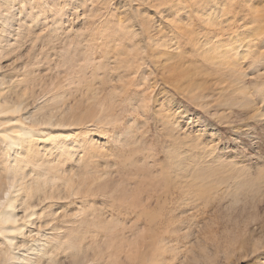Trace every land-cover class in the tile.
I'll return each mask as SVG.
<instances>
[{"label":"bare ground","instance_id":"6f19581e","mask_svg":"<svg viewBox=\"0 0 264 264\" xmlns=\"http://www.w3.org/2000/svg\"><path fill=\"white\" fill-rule=\"evenodd\" d=\"M58 2L0 0V60L27 41L40 47L0 73V264H218L213 218L228 221L263 173L234 158L235 134L252 132L261 156L263 109L236 108L242 118L234 106L248 105L246 76L264 65V0ZM74 14L82 25L72 34L62 23ZM108 66L120 86L103 93L92 80L107 79ZM40 67L47 78L35 90ZM251 84L264 96L263 80ZM90 89L88 102L63 101ZM152 131L163 157L143 148ZM117 208L136 219L125 227Z\"/></svg>","mask_w":264,"mask_h":264},{"label":"rangeland","instance_id":"374dc122","mask_svg":"<svg viewBox=\"0 0 264 264\" xmlns=\"http://www.w3.org/2000/svg\"><path fill=\"white\" fill-rule=\"evenodd\" d=\"M58 1H59L58 4L60 6H62L63 4H61V3L64 0L63 1L58 0ZM237 5H239V4H237ZM108 11L111 12V14H112L111 17H112V20L113 21H116L119 18V12H118V10L115 11V10L108 9ZM109 12H107V16L110 15ZM81 13H82V8H80V11L78 12V14L80 15ZM97 15L99 16V14H97ZM97 15H94V17L95 18H100L101 15L99 17H96ZM107 16L106 17L101 16V17H104V19L102 18V20H106L107 19ZM69 18L71 19V21H70ZM69 18H68L69 22L66 23V22L63 21L62 26H67L68 24L72 25V28L73 29L71 30V33L74 34L76 28H79V26L82 25L81 16L76 17V15L74 14V15H71ZM77 19H80V20H77ZM89 19L90 20H87L88 22H90L92 20L91 18H89ZM64 24H66V25H64ZM67 27H69V26H67ZM108 27H109L111 33H113L112 34L113 37H115L113 25L108 26ZM31 30H32V32H34V34H38L39 33V28L31 29ZM202 32H200V34H202V36L201 37H198V38L202 39V37H203V39H205V36H206V38H209L210 37L209 38V40H210L211 37H212L211 41L214 40L213 42H216L217 39L215 40L214 35H213L214 33L209 34V33H205L204 31H202ZM231 35H235V34L234 33H231L229 36H231ZM224 36H226V34L223 35V36H221L220 39L224 40V38H225ZM227 37L228 36H226V38ZM102 39H103V41L105 40L104 38H102ZM222 40H220V41H222ZM37 41H43V40H37ZM210 43H212V42H210ZM35 44L33 45V43H32V45H31L30 41H27L26 43L19 44L15 48H13L12 50H9L5 54V57L0 60V66H2V68L0 70V73H2V74H11V72H13L14 70H17L19 68H22V66H23L22 62L23 63H26L27 61L28 62H31L33 60L32 59V56L35 55V53H37L36 55H39L40 54V52H39V48L40 47L38 45L35 46ZM111 47H112V50H115V51H112V53L113 52H116L117 45H112ZM36 49H37V51H35ZM30 51H31V53H30ZM32 52H34V53H32ZM132 52H134V51L132 50ZM30 59H31V61H29ZM242 64H243V67L244 68L247 67L246 61L243 60L242 61ZM108 65L112 66L113 64L112 63H109ZM33 67H35V65H33ZM40 69H42V70H36L33 73L34 74L33 77H35L36 80H39V81H36L32 85L35 90H38L42 86L43 82L45 81V78H47V76H46L47 75V72L44 69V67L43 68L40 67ZM258 69H259L258 72H256V75H254L253 77H251L250 75L249 76H246V79L248 77L251 78V79L248 78L247 79L248 81L246 82L247 85H248V89H250L248 92H251L249 94L247 93L248 95H250V97L248 95H246V99H247V97H248L249 100L251 98H253V99H251L252 102H251V100L249 101L247 99L248 100V105L244 106L245 108L244 107H241V106L238 107L237 104L234 106V110H235L237 116L240 115L238 113L239 111H241L243 109L245 110L247 108L248 109L246 111L243 110V112H249V114H250L251 113L250 110L253 107L254 108L255 107L256 108H260L261 110L263 109L262 111L264 113V100H263L264 96H260L261 98H259L258 97L259 95L256 94V93H258V91L255 90L256 93L254 92L255 95H253L254 93L251 90V89H253V86L251 84L253 81L258 80V79L264 81V65L263 64H260L258 66ZM112 71L113 70H111L109 68V66H108V76H107V79H105L104 81H101L100 79H97V78L93 79L92 82L93 81L94 82L92 83V88L94 89L96 86H100L101 89H102V92L103 93H106L111 88H114L115 87V84H116V87L117 88L116 87L115 88L116 89H119L120 82L118 81L117 77L114 75V73ZM245 71H247V68L245 69ZM249 85H251V88L249 87ZM93 89H90L89 91L85 92L83 96H81L80 93L73 91V93L71 92V94H67L66 96H64L63 101L65 103H67V104L68 103L71 104V103H73V101L76 98L75 101H78L79 99H82V101L88 102V101L91 100V97L93 96V92H94ZM253 91H254V89H253ZM118 92H119V90H118ZM251 94H252V96H251ZM255 96H256V98H254ZM85 99H87V100L85 101ZM255 99L258 100V102ZM69 100H71V101L69 102ZM254 101H256V102H254ZM250 103L251 104L254 103V105L253 104L251 105ZM249 106H251V107H249ZM236 108L237 109L238 108H241V109H239L238 112H237V109ZM254 108L252 109L253 111L256 110ZM255 122L256 123L258 122L259 123L258 125H260V123H262V125H260V127L262 126L261 129L264 128V118H261L260 120L255 121ZM258 129L261 130L260 128H257V131H259ZM262 130H261V132L259 131L260 132V135H261L259 137V141L260 140L262 141L260 143V145H259V148L262 149V150H260L258 148V151H260L261 156H258V154L255 155L257 153L256 152V149L257 148L255 147V145L253 146V144H251L252 143V138L250 136H253L252 135L253 132L250 133V136L248 138L245 137L244 135L241 136V134H239V135L235 134L236 135V137H235V140L236 141L234 143H235V149H236L235 152H236V154H235V157L234 158H235L236 164L239 165V166L245 167L249 172H252L251 173L252 176L253 175L255 176L257 174L258 170H260V169L263 170V173L262 174L260 173V178L258 180L259 182L257 181L256 184H249L250 185L249 186V189L247 188L248 189V192H246L247 193V200L244 201V202L242 201L243 203H246V206H242V204H243L242 202H237L238 204L235 203L236 206L234 207V210H232L231 217H230V219L228 218V221H229V223L232 226L228 223V221H226V219H227L226 217L227 216H225L223 212H220V216H219V212H218V214H216V216L213 218V219H216L217 224H218L217 226L219 227V230H220V231L218 230V234L219 235L217 234L216 236H213V239L215 240V243H216V246L214 247V252L217 253L218 262H216V263H218V264H264V223L261 226L257 222V221H259V218L262 215L261 207L264 205V168H262V167H264V137H263L264 136V129H262ZM152 133H154V132L152 131L150 134L148 132L149 135L146 134L147 136H145V138H144V143H142V145H144L143 148H147V147L150 148L152 146L153 149L150 148L151 151L153 150L152 151L153 153L158 154L159 156L161 155L160 157H163L162 156L163 153L161 151H159V141H158V138H156V136L153 135ZM138 134L141 135V133H138ZM142 134H143V137H144V132ZM238 136L239 137H242V138H239ZM93 137H94V139L97 142H103L105 140L102 136H98V135H95V134H94ZM241 139H244V140H241ZM248 139H249V141H248ZM242 146H243L244 149H246V148L248 149V151H245L246 153L242 149ZM247 152H250V153H247ZM251 153H253V154H251ZM241 154H243L245 157L243 155H241ZM247 155H250V156H247ZM123 158L124 157H121V159L119 158L118 160L121 161ZM259 184L262 185V186L260 187ZM249 195H251V196L249 197ZM113 212H114V216L118 217L120 220L121 219L124 220V221L123 220L122 221L125 222V225H124L125 227H128L130 220L136 219V217H135L136 215H134L135 214L134 211H128V212H126V210H124L123 208H117ZM17 214H18V218H19V214L20 213H17ZM126 214H128V215H126ZM212 217L213 216H211V218ZM21 221H22L21 218H19L18 219V223L21 222ZM209 221H210V219H209ZM209 221L207 222V224L210 223L209 224L210 226L208 225L209 228L207 227V224L206 223L203 225V230L202 231L204 233L202 235H206V233L209 234V235H206L205 237H208V236L210 237L211 236L210 233H208V232H210L208 230H211V226H212L211 222H209ZM254 221H256L257 223L254 222ZM218 222L220 223V225H219ZM139 223H141V221H139ZM20 225H21V223H20ZM229 226L232 227V228H230V230H232V232L230 231V234H232V238L230 240V243L231 244H229L227 242V240H226L227 239L226 238L227 231L224 230V228L225 229L226 228L229 229ZM206 227H207V229H206ZM204 228L206 230H204ZM228 229H226V230H228ZM222 230H224V232H226V233H224ZM223 233H224L225 236L223 235ZM17 239L19 241L20 238H17ZM209 239H212V238H209ZM241 246L243 248H241ZM19 248H22V246H19ZM225 248H227V249H225ZM238 249H239V252L242 253V254L241 253L239 254V255H242L241 256V259H240L239 255H238ZM219 250H220V252H219ZM223 250H225V251H223ZM232 251H234L235 254ZM244 251L246 252V256H244L245 255ZM228 253H232V254H230L231 257L229 256ZM227 254L229 256V259L231 260V261L229 260L230 262H226L225 261V258L227 256ZM237 257L239 258V260L237 259ZM232 260H233V262H232ZM171 264H177V262H174V263H171ZM199 264H210V263L206 259V260H202Z\"/></svg>","mask_w":264,"mask_h":264}]
</instances>
